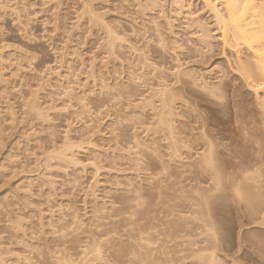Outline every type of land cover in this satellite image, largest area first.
<instances>
[{
  "label": "rangeland",
  "instance_id": "374dc122",
  "mask_svg": "<svg viewBox=\"0 0 264 264\" xmlns=\"http://www.w3.org/2000/svg\"><path fill=\"white\" fill-rule=\"evenodd\" d=\"M221 36L206 0H0V264H264V91Z\"/></svg>",
  "mask_w": 264,
  "mask_h": 264
},
{
  "label": "bare ground",
  "instance_id": "6f19581e",
  "mask_svg": "<svg viewBox=\"0 0 264 264\" xmlns=\"http://www.w3.org/2000/svg\"><path fill=\"white\" fill-rule=\"evenodd\" d=\"M206 3L215 15L216 21L220 26L222 42L225 45L234 48L237 53L242 47L247 50L248 57H250V59L247 57L248 60L245 59V62L242 61L243 63L241 64V67L243 70V77L245 78L249 89L256 95H259L260 92L264 91V0H206ZM219 4H221L223 7L219 8ZM116 34L112 35L114 37L111 35L110 36L117 40L118 38L115 36ZM109 41H111V39ZM110 43L112 46H114L116 42L112 43L111 41ZM239 59L241 60L242 57H239ZM165 87L163 89H165ZM160 92V106L156 104L154 105L155 102L151 103L152 101L148 105H150L149 107L152 105V108H154V106L156 108L158 107L157 116L160 115V120H157L158 123H161V125L164 124L163 126L166 125L170 130V134H173L175 132H173L174 127L172 126L173 124L171 120V115L173 114L172 102L176 100L178 96H180V93H178L176 90L170 89L161 90ZM34 104H32L34 107L33 110H35L38 115H41L42 117L45 116L46 114L43 112L44 109L42 110L40 105H36L37 103ZM163 129L164 128H162V131H164ZM172 134L171 137L173 139L170 137V140H173L171 145L176 152L182 148L181 145L183 144V141L181 144H179L181 141L174 139ZM77 144L78 143L67 139L63 146H60L58 149H56L57 154L55 156H57L59 160L66 163H77L78 158L76 156L75 148H77V146L78 148L81 146ZM199 155V159L197 158L198 163L203 166L202 169L205 170V173L207 172L210 178H212L214 181L213 187H219L223 183L222 181H224V179L222 174L223 172L216 163L215 148L209 144L208 149H205V151L201 152ZM244 176L247 177L246 173ZM241 191L238 190V194L245 197ZM78 221L80 220H75V224H77ZM214 235L216 234L214 233ZM212 259L214 260L215 257H212ZM213 260H211V262ZM74 263L73 261L66 262V264ZM86 263L87 262L83 264Z\"/></svg>",
  "mask_w": 264,
  "mask_h": 264
},
{
  "label": "snow or ice",
  "instance_id": "6c2138e0",
  "mask_svg": "<svg viewBox=\"0 0 264 264\" xmlns=\"http://www.w3.org/2000/svg\"><path fill=\"white\" fill-rule=\"evenodd\" d=\"M247 6V5H246Z\"/></svg>",
  "mask_w": 264,
  "mask_h": 264
}]
</instances>
